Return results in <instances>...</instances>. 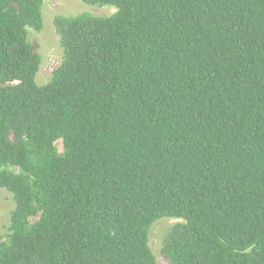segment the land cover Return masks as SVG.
Listing matches in <instances>:
<instances>
[{
  "label": "trees",
  "instance_id": "16d2710c",
  "mask_svg": "<svg viewBox=\"0 0 264 264\" xmlns=\"http://www.w3.org/2000/svg\"><path fill=\"white\" fill-rule=\"evenodd\" d=\"M0 0V264H264V0Z\"/></svg>",
  "mask_w": 264,
  "mask_h": 264
},
{
  "label": "rangeland",
  "instance_id": "374dc122",
  "mask_svg": "<svg viewBox=\"0 0 264 264\" xmlns=\"http://www.w3.org/2000/svg\"><path fill=\"white\" fill-rule=\"evenodd\" d=\"M114 8L110 5L102 7L92 6L81 0H45L42 6L43 25L41 29L39 31L29 29L30 40L35 44L36 50L41 57L35 79L37 83L43 84L48 81L52 70L61 61L62 50L53 24V19L56 15H74L83 11H89L97 15L111 14ZM12 205L11 195L0 190V232L4 230L3 225L6 223ZM177 221V219L173 218H163L156 221L151 228L149 243L156 255L158 264H169L160 254L159 244L163 232Z\"/></svg>",
  "mask_w": 264,
  "mask_h": 264
}]
</instances>
